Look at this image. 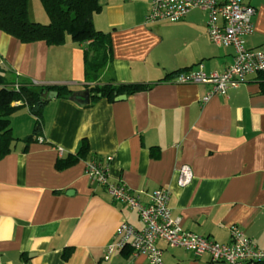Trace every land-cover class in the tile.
<instances>
[{
	"label": "crops",
	"instance_id": "obj_1",
	"mask_svg": "<svg viewBox=\"0 0 264 264\" xmlns=\"http://www.w3.org/2000/svg\"><path fill=\"white\" fill-rule=\"evenodd\" d=\"M151 1L100 0L93 23L111 35L112 58L97 81L86 76V43L70 36L61 45L23 43L0 30V69L10 78L74 91L107 83L150 86L84 105L59 93L48 100L38 140L27 150L19 141L0 159V264H150L145 255L124 249L105 259L120 223L142 226L136 210L86 175V160L106 162L109 156L110 178L125 179L143 201L170 188L172 214L184 229L227 243L237 225L264 248V78L250 75L204 102L211 84L181 83L179 74L170 75L192 68L223 71L234 48L209 40L201 9L177 22H148ZM244 2L256 8L247 46L264 48V0ZM11 123L21 140L34 132L37 117L22 108ZM84 141L86 155L58 167ZM183 164L193 171L186 186L178 184ZM158 246L164 264H222L161 240Z\"/></svg>",
	"mask_w": 264,
	"mask_h": 264
},
{
	"label": "built area",
	"instance_id": "obj_2",
	"mask_svg": "<svg viewBox=\"0 0 264 264\" xmlns=\"http://www.w3.org/2000/svg\"><path fill=\"white\" fill-rule=\"evenodd\" d=\"M194 9L207 14L209 40L220 46H232L235 54L225 70L207 73L202 68H192L177 76L179 82L211 84L212 88L203 98L207 102L216 94L226 95L229 90L246 83L250 75L264 74V48H249L246 43V37L253 31L256 8L244 0H152L147 21L177 22ZM59 152L63 149L59 148ZM110 160V156L106 162L96 158L86 160V175L92 182L105 186L115 201L136 210L142 226L136 228L128 222L120 223L115 241L106 246L105 259L128 247L135 256L145 255L150 264H164L163 249L158 246L161 240L170 247H183L196 255L207 254L212 261L222 264L264 263V248L258 247L239 226H231L227 243L184 229L180 218L172 214L170 188L160 187L143 201L141 192H135L125 179L110 178ZM192 178L191 167L181 165L178 184L186 186Z\"/></svg>",
	"mask_w": 264,
	"mask_h": 264
},
{
	"label": "trees",
	"instance_id": "obj_3",
	"mask_svg": "<svg viewBox=\"0 0 264 264\" xmlns=\"http://www.w3.org/2000/svg\"><path fill=\"white\" fill-rule=\"evenodd\" d=\"M29 2L30 0H0V30L23 43L44 40L50 45H61L68 36L86 43V76L97 81L101 70L112 58L111 35L98 30L93 23L94 13L101 9L100 0H41L50 19L48 23L29 19ZM187 70L175 71L170 77ZM261 78H264V74ZM87 87L90 91V103H93L100 98L113 101L119 95H131L147 90L150 86L142 83H107ZM51 90H57L59 96L65 98H72L74 93L68 86L36 85L29 79L17 76L10 78L5 70L0 69V159L12 152L17 142H24L23 150H27L32 142L38 140L43 126V111L49 100L44 94ZM22 108H27L37 117V124L32 134L19 140L13 135L11 116ZM87 150L88 143L84 141L77 155L60 160L58 167L63 168L77 161L86 155ZM124 251L127 254L132 252L128 247Z\"/></svg>",
	"mask_w": 264,
	"mask_h": 264
},
{
	"label": "water",
	"instance_id": "obj_4",
	"mask_svg": "<svg viewBox=\"0 0 264 264\" xmlns=\"http://www.w3.org/2000/svg\"><path fill=\"white\" fill-rule=\"evenodd\" d=\"M44 96L47 99H51V98H54V97L58 96V92L55 91V90H51L49 92H46L44 94ZM125 97L126 96L123 94V95H119L117 97V99H123ZM72 98L78 100L79 103H81L82 105H84V104L90 102V91H89L88 88H86L84 90H80V91H74Z\"/></svg>",
	"mask_w": 264,
	"mask_h": 264
},
{
	"label": "rangeland",
	"instance_id": "obj_5",
	"mask_svg": "<svg viewBox=\"0 0 264 264\" xmlns=\"http://www.w3.org/2000/svg\"><path fill=\"white\" fill-rule=\"evenodd\" d=\"M34 1H32L30 3L32 15H29V19L31 21H39L40 19H39V13L38 12L40 11L43 15L46 16V19H45L44 22H49V20H50L49 16H48L47 12L45 11V8H44L43 3L41 2V0H34Z\"/></svg>",
	"mask_w": 264,
	"mask_h": 264
}]
</instances>
